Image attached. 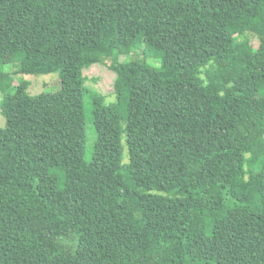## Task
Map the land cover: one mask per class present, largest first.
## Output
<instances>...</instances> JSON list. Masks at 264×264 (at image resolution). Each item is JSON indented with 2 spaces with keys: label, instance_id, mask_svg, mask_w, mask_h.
I'll list each match as a JSON object with an SVG mask.
<instances>
[{
  "label": "trees",
  "instance_id": "trees-1",
  "mask_svg": "<svg viewBox=\"0 0 264 264\" xmlns=\"http://www.w3.org/2000/svg\"><path fill=\"white\" fill-rule=\"evenodd\" d=\"M0 91V264H264V0H0Z\"/></svg>",
  "mask_w": 264,
  "mask_h": 264
},
{
  "label": "rangeland",
  "instance_id": "rangeland-1",
  "mask_svg": "<svg viewBox=\"0 0 264 264\" xmlns=\"http://www.w3.org/2000/svg\"><path fill=\"white\" fill-rule=\"evenodd\" d=\"M239 31L246 37L253 39L254 44L257 42V36L259 34V28L248 22L239 27ZM4 68L7 71L13 70V65L11 62L10 55L6 54L3 59ZM22 77L28 81V92L31 94L39 92H54L60 88V81L57 72H51L47 74H23L18 75V78ZM115 74L109 68L107 64L94 63L83 69V86L86 90H92L98 94L105 97L106 103L115 100V96L112 93V82L114 80ZM2 91H0V97L2 96ZM5 127V119L0 112V131ZM87 147L90 146L91 141L94 138V132L91 129L90 118L86 117L85 122ZM6 159V153H2L1 163Z\"/></svg>",
  "mask_w": 264,
  "mask_h": 264
}]
</instances>
